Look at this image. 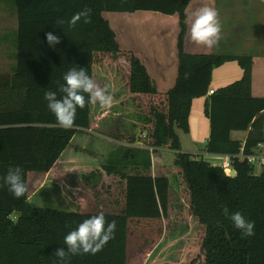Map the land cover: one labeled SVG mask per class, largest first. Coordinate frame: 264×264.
Returning a JSON list of instances; mask_svg holds the SVG:
<instances>
[{"label":"trees","instance_id":"16d2710c","mask_svg":"<svg viewBox=\"0 0 264 264\" xmlns=\"http://www.w3.org/2000/svg\"><path fill=\"white\" fill-rule=\"evenodd\" d=\"M10 2L17 20L15 64L12 74L0 80V178L10 166H20L27 192L16 198L6 186L0 187V264H56V249L66 248L64 236L101 211L108 222H116L114 238L95 254L69 253L67 264H147L154 259L157 264H180L174 256L159 262L160 251L153 255L163 236L170 187L168 177L153 174L151 168V153L158 150L174 154V165L189 196L188 208L202 226L183 264H264V167L255 174L252 165L237 156L241 151L253 153L257 142H264V96L251 92V56L186 52L190 0ZM85 9L88 22L82 18L70 27L68 20ZM139 10L178 15L177 74L166 91L156 88L146 66L132 51L121 49L115 31L102 16L103 12ZM60 20L64 23L59 24ZM49 31L61 37L55 47L47 43ZM102 59L120 72L128 98L140 111L146 150L133 146L137 140L133 133L114 135L131 146L117 148L119 157L108 156L98 172L83 176L95 181L103 172L120 177L123 191L115 210L97 208L94 199L79 190L72 192L75 211L32 206L29 173H49L74 136L90 127L91 103L77 110L72 128L64 129L48 110L44 92L58 91L64 74L73 67L86 68L93 79V65ZM229 60L237 61L241 77L207 95L213 68ZM205 95L204 112L210 123L205 152L228 155L234 176L219 165L181 151L176 129L188 132L192 100ZM234 131L246 132L245 138H234ZM225 207L254 221L255 234L244 236L236 229ZM13 212L18 213L16 220L10 218Z\"/></svg>","mask_w":264,"mask_h":264},{"label":"rangeland","instance_id":"374dc122","mask_svg":"<svg viewBox=\"0 0 264 264\" xmlns=\"http://www.w3.org/2000/svg\"><path fill=\"white\" fill-rule=\"evenodd\" d=\"M213 2L217 6V11L221 5L224 8L227 6V4L220 5L218 0H213ZM116 14L122 13H102L114 31L121 26L119 19L115 18ZM135 14L142 16L144 13L138 11ZM154 14L162 16L160 13ZM156 19L157 17H148L146 21H140L141 24H144L142 27L139 25L140 37L145 38L140 40L141 48L144 47V43L148 39L147 36L151 33L158 34L159 23L156 22ZM16 22V15L10 0H0V80H4L12 74L15 64ZM220 24V35L223 37L226 34V28L222 22ZM128 39L130 41L131 38ZM160 39L166 45L168 44L165 37ZM149 40L153 41L154 39L150 36ZM212 53L229 54L226 42L223 50H213ZM144 64L149 69L147 62ZM161 72L157 67L150 68V74L156 87L163 91L164 88L158 84L162 77L157 76ZM165 73L164 81L168 82L171 76L168 70ZM241 75L242 70L236 60L226 61L213 68L210 87L217 89L239 79ZM93 80L101 87L107 86L108 92L113 96V104L110 108H102L98 102L91 103L90 127L74 136L68 150L49 173L42 176L29 173L28 195L32 206L75 211L77 202L73 198L72 192L79 190L91 196L97 208L115 210L123 191V181L120 180V177L114 174L106 175L103 172L101 178L95 181L87 180L83 176L98 172L108 156L119 157L120 152H116L117 148L131 146L127 142L118 141L114 135L133 133L137 139L133 146L146 150L142 139L145 132L140 128L142 123L140 111L128 98L124 80L114 64L107 59L96 62L93 65ZM204 103L202 98H198L192 106L190 133L176 129L180 137L182 151L202 158L206 157L205 145L210 132L209 118L204 112ZM243 135L242 131L232 132L234 138L242 139ZM207 158L214 165L224 160L222 157ZM151 163L153 174L168 177L170 184L168 211L163 219V236L154 248L153 255H158V251H160L162 258L159 262H163L164 257L172 258L174 256L178 258L180 264H183L189 256L190 245L199 237L202 226L191 215L188 208L189 196L181 175L174 165V154L167 150H158L151 153ZM17 217V212L10 215L13 220H16Z\"/></svg>","mask_w":264,"mask_h":264},{"label":"crops","instance_id":"0c3cea01","mask_svg":"<svg viewBox=\"0 0 264 264\" xmlns=\"http://www.w3.org/2000/svg\"><path fill=\"white\" fill-rule=\"evenodd\" d=\"M220 5L227 4L224 8L222 5L218 8L219 21L222 22L224 28H226V34L220 38L217 45L212 48H208L203 45H197L190 39V24H191V13H194L198 9L204 6H211L217 9L216 4L213 0H190L186 13V25L187 31L184 40V49L189 53H212L213 50L221 51L227 45V53L229 55H249L252 59V84L251 92L254 96H264V0H218ZM219 6V5H218ZM140 11V10H139ZM138 13V11H135ZM133 13L116 12L122 14H116L115 18H118L121 24V28L115 31L116 39L121 47V49L126 51H132L135 56H137L143 64L147 62L149 69L146 66L148 74H150L151 67H157L162 72L157 76H161L162 80L158 81L163 91L168 90L174 85L177 66H178V56H177V34H178V15L162 14L159 16V12L153 11H142L144 14L142 16ZM148 17H157L156 22L159 23L158 34L151 33L147 36L144 43V47L141 48L139 25L142 27L140 21L145 20ZM17 21V20H16ZM17 23V22H16ZM112 26V25H111ZM138 26V27H135ZM176 27V29H175ZM138 28V29H137ZM165 35V36H164ZM130 36V37H129ZM153 37V41L149 38ZM168 40V44L160 39L164 38ZM128 38H131L130 41ZM145 39V38H143ZM175 65V66H174ZM173 69V76H172ZM176 69V74H175ZM169 71L170 78L168 82L164 81L166 71ZM160 77V78H161ZM174 77V79H172ZM153 80V79H152ZM157 81V79H156ZM157 88V87H156ZM212 88V87H210ZM158 89V88H157ZM214 89V88H213ZM159 90V89H158ZM161 91V90H159ZM206 96L195 97L192 100V106L198 98H202L204 101ZM191 106V110H192ZM191 114V111H190ZM190 114L188 118L189 130L191 131L190 124ZM179 136V135H178ZM246 136L244 132L243 138ZM180 139V137H179ZM181 146V142H180ZM182 151V148H181ZM195 155V154H193ZM207 157H211L206 153L205 160L209 161ZM213 159V158H212ZM210 162V161H209ZM214 165L213 162H210ZM157 259L151 260L147 264H157Z\"/></svg>","mask_w":264,"mask_h":264},{"label":"clouds","instance_id":"9594fccd","mask_svg":"<svg viewBox=\"0 0 264 264\" xmlns=\"http://www.w3.org/2000/svg\"><path fill=\"white\" fill-rule=\"evenodd\" d=\"M217 9L204 6L191 13L190 39L197 45L212 48L217 45L221 38V24ZM83 18L87 23L89 12L87 9L75 13L68 24L75 27ZM64 23L63 20L58 21ZM49 46L55 47L60 43L61 37L49 31L46 33ZM64 83L59 86L58 91L47 90L44 92V100L47 102L48 110L55 116L58 125L64 129L74 126L77 110L84 109L87 103L98 102L102 108H110L113 104V96L108 92L107 86L101 87L88 74L84 67H73L63 76ZM59 93V95H58ZM87 94V97L86 95ZM0 187L7 190L16 198H20L27 192V184L23 178V169L18 166H10L6 175L0 178ZM224 212L229 216L234 227L239 229L244 236L255 234V222L245 218L237 212H229L227 207ZM116 222H108L105 214L101 211L89 216L80 222L77 227L64 236L65 247L56 249L54 255L58 258L56 264H67L69 253H92L100 251L109 240L114 238Z\"/></svg>","mask_w":264,"mask_h":264},{"label":"built area","instance_id":"2783aa9c","mask_svg":"<svg viewBox=\"0 0 264 264\" xmlns=\"http://www.w3.org/2000/svg\"><path fill=\"white\" fill-rule=\"evenodd\" d=\"M213 94V88H209L207 91V95ZM210 155V154H208ZM213 158L214 157H222L224 160L221 161V163H218L217 165L221 166L226 170V172L229 174L232 170H234L231 166L230 159L228 155H210ZM238 157L242 159H246L249 164L253 167V172L255 174H258L260 170L264 167V142H257L254 152L251 154H244L242 151L237 154Z\"/></svg>","mask_w":264,"mask_h":264},{"label":"water","instance_id":"95a60500","mask_svg":"<svg viewBox=\"0 0 264 264\" xmlns=\"http://www.w3.org/2000/svg\"><path fill=\"white\" fill-rule=\"evenodd\" d=\"M236 174V171L235 170H232L231 172H229V175L230 176H234Z\"/></svg>","mask_w":264,"mask_h":264}]
</instances>
